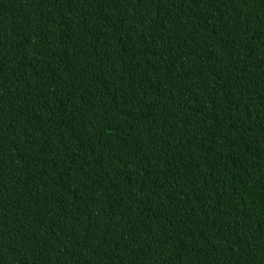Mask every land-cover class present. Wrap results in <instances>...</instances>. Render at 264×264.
Segmentation results:
<instances>
[{
	"label": "trees",
	"instance_id": "trees-1",
	"mask_svg": "<svg viewBox=\"0 0 264 264\" xmlns=\"http://www.w3.org/2000/svg\"><path fill=\"white\" fill-rule=\"evenodd\" d=\"M0 264H264V0H0Z\"/></svg>",
	"mask_w": 264,
	"mask_h": 264
}]
</instances>
